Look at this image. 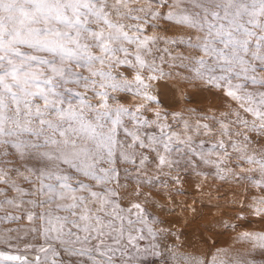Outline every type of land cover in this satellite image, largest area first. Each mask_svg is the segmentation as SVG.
Masks as SVG:
<instances>
[{"label": "snow or ice", "instance_id": "snow-or-ice-1", "mask_svg": "<svg viewBox=\"0 0 264 264\" xmlns=\"http://www.w3.org/2000/svg\"><path fill=\"white\" fill-rule=\"evenodd\" d=\"M206 185L246 258L181 250ZM116 257L264 264V0H0V264Z\"/></svg>", "mask_w": 264, "mask_h": 264}, {"label": "rangeland", "instance_id": "rangeland-1", "mask_svg": "<svg viewBox=\"0 0 264 264\" xmlns=\"http://www.w3.org/2000/svg\"><path fill=\"white\" fill-rule=\"evenodd\" d=\"M159 23L163 24V21ZM159 35H172L173 33H164L162 30H155ZM191 96L192 94L189 93ZM161 99L164 104L169 105L170 101L167 95H162ZM205 101L200 97H193L191 106L192 107H202ZM191 179V178H190ZM187 187V185H186ZM228 185H225L227 188ZM193 195H200L203 199H193L192 196H184L181 199H186L189 204H192L196 209V213L191 212H175V213H165L163 214L165 218L172 221V226L174 229L178 230L179 242L184 245L181 249L182 251H188L193 254L201 255L205 259H210L212 255L217 256V260H235L240 258H246V254L250 251L251 245L240 239L238 233L242 231H253L258 229V224L254 217L249 216V220L252 223H248L241 228H225L224 223L232 219L228 215L230 212H235V208H225L222 207L227 200L231 199V195H226L224 189L219 190V198L216 195L217 189L214 185H206L205 191L203 193H195L193 189ZM211 192V196H209ZM164 203H170L169 201L163 200ZM215 205H220L221 207H216ZM151 207V206H149ZM203 212L200 216L199 213ZM196 216L195 220H188V218ZM188 220V222H186ZM28 221L25 219L20 222L21 226L28 225ZM237 223H240L237 221ZM9 226L17 227L16 224H11ZM37 243L39 240L36 241ZM141 246L148 243L145 239L139 242ZM217 249L221 250L219 253ZM257 260L261 259L259 254L255 257ZM118 264L119 257L115 258ZM152 257H148L145 264H152Z\"/></svg>", "mask_w": 264, "mask_h": 264}]
</instances>
